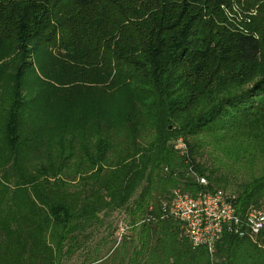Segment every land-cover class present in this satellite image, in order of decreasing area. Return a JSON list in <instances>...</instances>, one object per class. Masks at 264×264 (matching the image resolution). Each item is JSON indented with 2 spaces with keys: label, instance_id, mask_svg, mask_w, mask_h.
I'll return each instance as SVG.
<instances>
[{
  "label": "trees",
  "instance_id": "16d2710c",
  "mask_svg": "<svg viewBox=\"0 0 264 264\" xmlns=\"http://www.w3.org/2000/svg\"><path fill=\"white\" fill-rule=\"evenodd\" d=\"M223 158L264 209V0H0V264H264V231L212 257L163 211Z\"/></svg>",
  "mask_w": 264,
  "mask_h": 264
},
{
  "label": "built area",
  "instance_id": "2783aa9c",
  "mask_svg": "<svg viewBox=\"0 0 264 264\" xmlns=\"http://www.w3.org/2000/svg\"><path fill=\"white\" fill-rule=\"evenodd\" d=\"M177 149L183 154L187 147L183 140L177 141ZM201 186H207L206 178L196 176ZM237 196L222 190L200 191L193 196L176 189L170 202L164 203L166 217L179 221L186 230L188 239L194 248L205 247L214 257L216 246L223 235L229 234L241 239L254 240L264 231V209L250 206L239 210ZM127 230L124 225L117 232L118 244H121Z\"/></svg>",
  "mask_w": 264,
  "mask_h": 264
},
{
  "label": "rangeland",
  "instance_id": "374dc122",
  "mask_svg": "<svg viewBox=\"0 0 264 264\" xmlns=\"http://www.w3.org/2000/svg\"><path fill=\"white\" fill-rule=\"evenodd\" d=\"M223 159H226V158H223ZM223 162L228 167V169L229 167L232 168V173L230 174L231 176L229 178V182H230L229 187L227 188L219 187V190L221 189V190H224L225 192L236 195L239 192L240 184L243 182V180L246 177V174H245L246 168H244L243 166H240L238 163H235L234 161L228 158L226 159V161L223 160ZM105 220H106L107 225L111 224V230L108 231V230L102 229L101 231H99V233L95 234L93 243L95 247L97 240H100L101 238H105L108 241L107 246L110 245V248L112 249L111 255L114 256L115 252L118 251L117 249L118 247L116 246L114 247V244H112L113 243L112 237L114 236L117 226L124 225L127 230L128 236L133 235L132 226L129 225L130 221L127 218V214H125V212L123 211L121 212L116 211L112 213L109 217L105 218ZM255 240L257 241L258 237ZM95 255H96V252H95ZM117 258H120V254H118ZM91 260L92 258H83L82 256H80V257L71 258V259L69 258L68 260H65L64 264H83V263H89L91 262Z\"/></svg>",
  "mask_w": 264,
  "mask_h": 264
}]
</instances>
